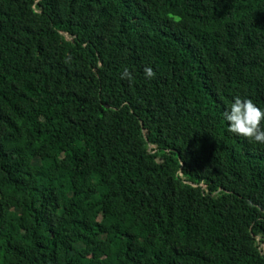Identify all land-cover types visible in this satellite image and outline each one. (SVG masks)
I'll use <instances>...</instances> for the list:
<instances>
[{
	"label": "trees",
	"instance_id": "obj_1",
	"mask_svg": "<svg viewBox=\"0 0 264 264\" xmlns=\"http://www.w3.org/2000/svg\"><path fill=\"white\" fill-rule=\"evenodd\" d=\"M234 96L264 107V0H0V264H264Z\"/></svg>",
	"mask_w": 264,
	"mask_h": 264
},
{
	"label": "clouds",
	"instance_id": "obj_2",
	"mask_svg": "<svg viewBox=\"0 0 264 264\" xmlns=\"http://www.w3.org/2000/svg\"><path fill=\"white\" fill-rule=\"evenodd\" d=\"M145 78H152L155 73L151 66L143 68ZM121 78H132L127 68L121 73ZM227 128L245 138L264 144V107L257 106L252 99L234 96L223 114Z\"/></svg>",
	"mask_w": 264,
	"mask_h": 264
},
{
	"label": "rangeland",
	"instance_id": "obj_3",
	"mask_svg": "<svg viewBox=\"0 0 264 264\" xmlns=\"http://www.w3.org/2000/svg\"><path fill=\"white\" fill-rule=\"evenodd\" d=\"M86 253L88 254V252L86 251Z\"/></svg>",
	"mask_w": 264,
	"mask_h": 264
}]
</instances>
